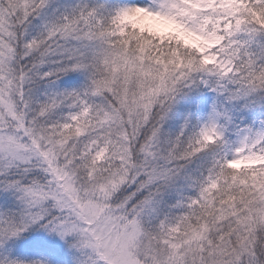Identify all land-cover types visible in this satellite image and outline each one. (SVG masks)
Returning <instances> with one entry per match:
<instances>
[{
    "label": "snow or ice",
    "instance_id": "obj_1",
    "mask_svg": "<svg viewBox=\"0 0 264 264\" xmlns=\"http://www.w3.org/2000/svg\"><path fill=\"white\" fill-rule=\"evenodd\" d=\"M0 264H264V0H0Z\"/></svg>",
    "mask_w": 264,
    "mask_h": 264
}]
</instances>
